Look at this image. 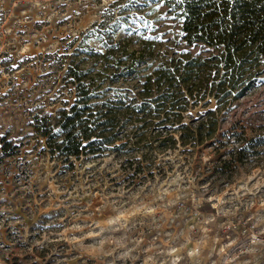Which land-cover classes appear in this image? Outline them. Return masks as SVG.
I'll return each mask as SVG.
<instances>
[{
    "label": "rangeland",
    "instance_id": "374dc122",
    "mask_svg": "<svg viewBox=\"0 0 264 264\" xmlns=\"http://www.w3.org/2000/svg\"><path fill=\"white\" fill-rule=\"evenodd\" d=\"M163 17L161 0H0V264H264V78L204 146L134 177L114 152L65 162L34 131L35 112L74 101L81 44ZM216 106L207 96L186 121Z\"/></svg>",
    "mask_w": 264,
    "mask_h": 264
},
{
    "label": "trees",
    "instance_id": "16d2710c",
    "mask_svg": "<svg viewBox=\"0 0 264 264\" xmlns=\"http://www.w3.org/2000/svg\"><path fill=\"white\" fill-rule=\"evenodd\" d=\"M161 2V24L140 38L132 27L101 40L100 49H77L66 74L74 101L33 114L34 131L52 154L72 164L114 152L125 171L135 164L126 171L134 177L154 167L158 153L204 146L216 134L218 113L263 80L264 0ZM198 46L203 50L194 53ZM207 96L216 108L186 121Z\"/></svg>",
    "mask_w": 264,
    "mask_h": 264
}]
</instances>
